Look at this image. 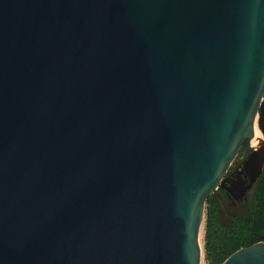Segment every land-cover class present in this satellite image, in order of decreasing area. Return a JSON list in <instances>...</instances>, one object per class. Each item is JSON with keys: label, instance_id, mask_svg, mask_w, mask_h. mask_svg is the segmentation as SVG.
<instances>
[{"label": "water", "instance_id": "water-1", "mask_svg": "<svg viewBox=\"0 0 264 264\" xmlns=\"http://www.w3.org/2000/svg\"><path fill=\"white\" fill-rule=\"evenodd\" d=\"M263 170L264 0H0V264H202Z\"/></svg>", "mask_w": 264, "mask_h": 264}, {"label": "trees", "instance_id": "trees-1", "mask_svg": "<svg viewBox=\"0 0 264 264\" xmlns=\"http://www.w3.org/2000/svg\"><path fill=\"white\" fill-rule=\"evenodd\" d=\"M246 141L242 151L248 147ZM229 200L221 188L207 200L204 226L205 264H223L243 248L264 243V170L243 202L242 209L226 210Z\"/></svg>", "mask_w": 264, "mask_h": 264}, {"label": "rangeland", "instance_id": "rangeland-1", "mask_svg": "<svg viewBox=\"0 0 264 264\" xmlns=\"http://www.w3.org/2000/svg\"><path fill=\"white\" fill-rule=\"evenodd\" d=\"M257 126H258V124H257ZM261 137L263 138V135ZM253 144H254L253 141H251L248 144V147L246 149H244L243 151L241 150L240 154L237 156V158L233 162V165L231 166V169L230 170H234L240 163H242L244 161V159L250 154V152H252L258 146L257 145L256 147H254ZM242 206H243V201L239 202V201H236V200L233 199L232 202H230V201L228 202L227 206H225L226 207L225 209L226 210H230V209H233V208H235V209H242ZM201 232L202 233L200 234V241H201V245L203 246V244H204V234L205 233H204L203 230H201ZM202 264H205V262H204V256H203V259H202Z\"/></svg>", "mask_w": 264, "mask_h": 264}, {"label": "bare ground", "instance_id": "bare-ground-1", "mask_svg": "<svg viewBox=\"0 0 264 264\" xmlns=\"http://www.w3.org/2000/svg\"><path fill=\"white\" fill-rule=\"evenodd\" d=\"M260 133H261V131H259L258 126H257V124H256V127H255V139L253 140V143H254L253 146H254V147H256V146L258 145V143H259V140L262 139V137H261V136H262V135H261L262 133H261V134H260ZM250 142H251V141H250ZM256 148H257V147H256ZM256 148H255V149H256ZM201 233H202V232H201Z\"/></svg>", "mask_w": 264, "mask_h": 264}, {"label": "flooded vegetation", "instance_id": "flooded-vegetation-1", "mask_svg": "<svg viewBox=\"0 0 264 264\" xmlns=\"http://www.w3.org/2000/svg\"><path fill=\"white\" fill-rule=\"evenodd\" d=\"M233 171H234V170H230L228 174H231ZM225 193H226V192H225ZM226 196H227V199H228L230 202H232V200L234 199V198H231V197L229 198L228 195H227V193H226ZM234 200H235V199H234ZM236 201H238V200H236ZM239 202H241V201H239ZM243 202H244V201H243Z\"/></svg>", "mask_w": 264, "mask_h": 264}]
</instances>
